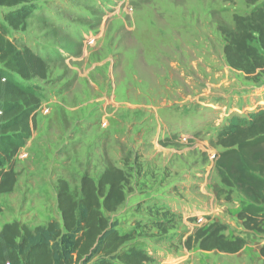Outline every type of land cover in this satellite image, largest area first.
Listing matches in <instances>:
<instances>
[{
  "label": "rangeland",
  "instance_id": "374dc122",
  "mask_svg": "<svg viewBox=\"0 0 264 264\" xmlns=\"http://www.w3.org/2000/svg\"><path fill=\"white\" fill-rule=\"evenodd\" d=\"M33 4L17 32L6 27L0 7L6 38L47 65L45 80L24 82L37 86L40 102L30 137L11 162L15 187L0 195V229L14 221L29 229L60 221L58 181L79 197L83 176L97 181L113 165L127 177L125 201L104 215L120 233L135 234L128 247L153 257L149 264L161 254L174 264L182 249L198 248L197 231L215 226H224L227 240H244L246 264H264V234L245 230L237 218L249 202L222 186L213 158L231 116L264 109V76L255 82L223 56L233 15L264 0ZM232 258L228 264L241 263Z\"/></svg>",
  "mask_w": 264,
  "mask_h": 264
},
{
  "label": "trees",
  "instance_id": "16d2710c",
  "mask_svg": "<svg viewBox=\"0 0 264 264\" xmlns=\"http://www.w3.org/2000/svg\"><path fill=\"white\" fill-rule=\"evenodd\" d=\"M37 0H0L11 31H23ZM257 0H251L254 5ZM234 27L223 32V56L227 65L259 82L264 76V4L246 15H233ZM0 28V195L11 193L16 174L11 162L30 137L33 111L39 106L37 86L30 80H45L46 61L28 48H17ZM215 169L225 188H236L248 200L238 213L247 231L264 234V109L246 117L231 116L218 131ZM125 173L108 165L97 181L87 175L80 182L79 197L68 184L58 181L56 198L60 221L29 229L19 222L0 229V264H149L152 258L138 247L133 232L120 233L118 224L105 217L125 201ZM1 213V210H0ZM224 226L199 230L198 248L235 254L245 242L227 240ZM193 239L186 242L189 248ZM264 259V244L259 249Z\"/></svg>",
  "mask_w": 264,
  "mask_h": 264
},
{
  "label": "crops",
  "instance_id": "0c3cea01",
  "mask_svg": "<svg viewBox=\"0 0 264 264\" xmlns=\"http://www.w3.org/2000/svg\"><path fill=\"white\" fill-rule=\"evenodd\" d=\"M244 253H245V249H242L235 254H226V253L219 252L217 250L204 251V250H201L199 248H197V249H195V248L190 249L189 248V249H182L179 252L178 256L175 255L174 257H172V260L174 261V264H208L209 259H211V256H213L215 258V260H213V263H211V264H228L229 257L232 256L233 257L232 259L235 262H237L238 258H239V259H241L240 264H246L247 261L245 260V257H247L248 255H246ZM160 256H161L160 258H157V259L154 258V259H156L155 264H167L166 261L169 259V257L171 258V256L167 255V254H161ZM166 256H168V257H166ZM208 257H209V259L206 260ZM234 257H237V258H234ZM260 258H261V256H260ZM262 260H264V259H262Z\"/></svg>",
  "mask_w": 264,
  "mask_h": 264
},
{
  "label": "built area",
  "instance_id": "2783aa9c",
  "mask_svg": "<svg viewBox=\"0 0 264 264\" xmlns=\"http://www.w3.org/2000/svg\"><path fill=\"white\" fill-rule=\"evenodd\" d=\"M213 158H215V157L213 156Z\"/></svg>",
  "mask_w": 264,
  "mask_h": 264
}]
</instances>
